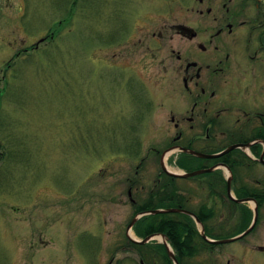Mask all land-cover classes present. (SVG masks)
I'll list each match as a JSON object with an SVG mask.
<instances>
[{"label":"rangeland","instance_id":"1","mask_svg":"<svg viewBox=\"0 0 264 264\" xmlns=\"http://www.w3.org/2000/svg\"><path fill=\"white\" fill-rule=\"evenodd\" d=\"M192 1L0 0V264H141L126 226L132 200L159 187L151 148L181 88L152 32L190 18ZM164 161L176 170L174 154ZM198 177L178 191L231 237L241 209L195 191ZM257 221L187 264H264V204ZM147 254L166 264L158 246Z\"/></svg>","mask_w":264,"mask_h":264},{"label":"flooded vegetation","instance_id":"2","mask_svg":"<svg viewBox=\"0 0 264 264\" xmlns=\"http://www.w3.org/2000/svg\"><path fill=\"white\" fill-rule=\"evenodd\" d=\"M187 8L190 18L152 32L157 41L170 42L181 88L160 125L165 140L151 150L159 163L172 150L190 171L211 169L192 181L208 198L232 201L230 193L264 200V0H193ZM226 149L215 157L185 151L210 155ZM161 181L157 176L154 185ZM134 188L138 193L143 186ZM150 194L137 196L133 204H147ZM176 194L173 198L188 201ZM156 238L148 243L156 244Z\"/></svg>","mask_w":264,"mask_h":264},{"label":"trees","instance_id":"3","mask_svg":"<svg viewBox=\"0 0 264 264\" xmlns=\"http://www.w3.org/2000/svg\"><path fill=\"white\" fill-rule=\"evenodd\" d=\"M35 49L37 48H33V50ZM22 51H24L25 53L26 51H28V49H23ZM8 65L10 66V64H7V66ZM14 65L15 64H11V66ZM176 164L181 168H185L186 171H190V168L183 166V164H180L179 160L176 161ZM160 175L163 181L162 183L157 185V187H159L156 188L155 191L150 192V202L148 201V203L144 205L138 203L135 204L133 216L139 212L154 210L157 208L180 207L188 209L195 214L197 219L204 226V232L207 237L211 239L222 238L223 236L220 235V232L215 231V224H213L215 213L213 208L208 207L206 204H200L195 208H190L187 204V200H183L181 198H173L174 194L177 195L176 193L178 190L177 186L175 185L176 178L167 176L164 173H160ZM164 187L168 189L166 191H162V188ZM167 191L169 193H166ZM165 194L171 196H167ZM256 201L258 205H261L264 202L263 199H257ZM229 203L232 205L231 208H228L229 211L233 209L235 210V208L241 209L240 223L230 234V236H233L246 229V227L250 223L252 212L243 204L236 203L235 201H229ZM133 231L140 238H144L145 236L153 233L163 234L167 242L174 250L179 264H187L188 260L197 252L212 251L213 247H215L214 243L206 241L201 237L192 217L181 212H159L155 214L143 215L133 225ZM127 243L131 244V246L137 251L139 257H141L142 260H145L146 257L153 259V255H148L147 253L155 246H158L162 250L161 256L164 262L166 264H172L170 258L166 254L165 247L162 243L138 244L132 241L130 242L129 240H127Z\"/></svg>","mask_w":264,"mask_h":264},{"label":"water","instance_id":"4","mask_svg":"<svg viewBox=\"0 0 264 264\" xmlns=\"http://www.w3.org/2000/svg\"><path fill=\"white\" fill-rule=\"evenodd\" d=\"M185 151L188 152V153H190V154H193L195 156L215 157V156H219V155L225 153L226 151H228V149L224 150L223 152H220V153H217V154H210V155H204V154H201V153H199L197 151H194V150H185ZM161 168H162V170L165 173H167V174H169L171 176H178V177H184V178L190 177V176H194V175L200 174L202 172H206V171L211 170V169H201V170H194V171H189V172H183V171L173 172V171H170V170H168L166 168L163 159H161ZM227 183H228V192H229V189H230V187H229V181ZM229 196L233 200H236L239 203L246 202V201H252L253 204H254V215H253V219H252L251 223L249 224V226L244 231H242L241 233H239V234H237V235H235L233 237L216 239V240H211V239L207 238V236L204 233V227L200 223V221L197 219V217L191 211L186 210V209H180V208L154 209V210H149V211L141 212V213L137 214L131 220V222L127 225V228L126 229L129 230V228H131V226L133 225V223L135 222V220L137 218H139L140 216L144 215V214H149V213L154 214V213H159V212H171V211H174V212H183V213H186V214L190 215L196 221V224L199 227L200 234H201V236L205 240L214 242L215 244H223V243L231 242V241H234V240H237V239L243 237L244 235H246L248 232L251 231V229L253 228V226H254V224L256 222V218H257V203H256V201L254 199H250V198H248V199L247 198L246 199H235L230 193H229ZM156 235H159L160 237H163L162 234H151V235H148V236H146L145 238H143L141 240L140 239H134L129 234H128V237L131 240H133V241L145 243L146 241L150 240L151 238H153ZM163 243L165 245V248H166V251H167L168 256L172 259V261L174 262V264H179L178 261H177V259H176V257H175V255H174V253H173V251H172V249H171V247L168 245V243L165 241V239H163Z\"/></svg>","mask_w":264,"mask_h":264},{"label":"bare ground","instance_id":"5","mask_svg":"<svg viewBox=\"0 0 264 264\" xmlns=\"http://www.w3.org/2000/svg\"><path fill=\"white\" fill-rule=\"evenodd\" d=\"M176 171H177V170H176ZM129 234H130V236L134 237V234H133L131 231L129 232ZM157 237H159V236H157ZM134 239H139V237H138L137 235H135ZM134 242H136V241H134ZM137 243H138V242H137Z\"/></svg>","mask_w":264,"mask_h":264}]
</instances>
